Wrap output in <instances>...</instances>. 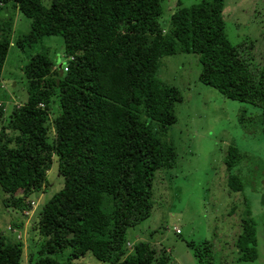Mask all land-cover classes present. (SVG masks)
Here are the masks:
<instances>
[{
	"label": "trees",
	"instance_id": "16d2710c",
	"mask_svg": "<svg viewBox=\"0 0 264 264\" xmlns=\"http://www.w3.org/2000/svg\"><path fill=\"white\" fill-rule=\"evenodd\" d=\"M223 10L224 0L188 7L178 0L164 29L161 0H51L49 6L42 0H0V88L14 15L30 21L29 33L13 44L26 54L21 72L27 98L5 94V103L13 104L0 129V190L10 197L9 205L2 203L20 214L29 211V196L47 192L54 162L63 180L32 212L31 232L43 243L27 264H73L87 255L105 264L156 262L150 243L136 241L129 248L127 233L151 216L156 173L177 167L176 150L166 138L183 97L158 79L163 58L199 56V82L259 109L264 134V60L251 56L252 41H229ZM45 37L63 40L66 71L47 49L27 55ZM253 121L245 112L238 117L245 132ZM245 159L246 153L228 147L225 184L233 193L245 190L240 175ZM11 225L21 228L22 222ZM257 235L247 210L233 243L238 262L256 261ZM185 243L197 264H215L211 242ZM23 255V243L0 231V264H25ZM168 262L165 256L157 261Z\"/></svg>",
	"mask_w": 264,
	"mask_h": 264
},
{
	"label": "rangeland",
	"instance_id": "374dc122",
	"mask_svg": "<svg viewBox=\"0 0 264 264\" xmlns=\"http://www.w3.org/2000/svg\"><path fill=\"white\" fill-rule=\"evenodd\" d=\"M50 1L42 0L45 6H49ZM177 2L161 0L164 14L159 21L164 29ZM198 2L200 0H181V5L188 7ZM223 19L229 41L233 45L252 41L253 44L249 45H252L251 56L256 62H262L264 0H224ZM29 30L30 21L17 12L14 15L12 44L2 72L5 88H0L2 102L7 99L5 94L8 90L13 92L17 101L24 102L27 98L26 80L21 72L26 63V54L13 44ZM41 49L49 51V57L57 67L65 65L63 40L60 37H45L27 55L36 54ZM200 71L197 55L178 54L161 61L158 79L163 84L178 88L183 97L182 102L174 106L177 121L166 138V142L176 150L177 167L156 173L151 216L128 230L129 248L136 241H145L155 249L154 264H158V259L164 256L169 258L168 264H197L185 242L206 240L213 245L215 264H264V134L258 128L257 116L260 111L249 104L226 99L215 89L200 83ZM242 112L254 118L253 124L247 127L251 129L249 132H245L238 123ZM6 123L0 120V129ZM229 146L246 153L245 162L240 165V175L246 185L240 193L229 191L225 184L223 161ZM47 177L50 183L47 192L29 196L31 200L39 198V206L34 212L60 190L63 180L58 176L56 162ZM4 200L10 204L9 195L0 190V231L6 237L23 243V260L27 264L30 253L36 255L43 243L36 232H31L36 215L24 216L12 208H5ZM247 210L251 212L258 229V258L252 263L238 262L233 245L240 233V220ZM20 222L21 228L10 227ZM73 264L105 263L87 255Z\"/></svg>",
	"mask_w": 264,
	"mask_h": 264
},
{
	"label": "clouds",
	"instance_id": "9594fccd",
	"mask_svg": "<svg viewBox=\"0 0 264 264\" xmlns=\"http://www.w3.org/2000/svg\"><path fill=\"white\" fill-rule=\"evenodd\" d=\"M60 69H63V71H64V68H66V67H62L61 65L60 66H58ZM1 89H4L5 90V88H4V85L2 84V87H1ZM13 103L12 102H8V103H5V101L4 102H2V101H0V108H2L3 109V111H4V117H3V119H0L1 120V122L4 120V121H7L8 119H7V114L10 112V107H11V105H12ZM15 104V103H14ZM15 105H17V104H15ZM17 107H19V105H17ZM5 118V119H4ZM8 132V131H7ZM47 176H48V173H47ZM42 195V194H41ZM38 199V200H37ZM36 200H32V202H34L35 203V206L34 207H32V205L30 206V210L29 211H24V212H29V214L28 215H24V216H29V215H31L32 214V212H33V210H35L36 209V207H38L39 206V198H37ZM30 201V200H29ZM24 214V213H23ZM10 228V227H9ZM13 231L14 232H16V230L15 229H13ZM177 233H179V231L177 232Z\"/></svg>",
	"mask_w": 264,
	"mask_h": 264
},
{
	"label": "built area",
	"instance_id": "2783aa9c",
	"mask_svg": "<svg viewBox=\"0 0 264 264\" xmlns=\"http://www.w3.org/2000/svg\"><path fill=\"white\" fill-rule=\"evenodd\" d=\"M64 71H66V68H64ZM31 205H32V207H34L35 206V203L34 202H31ZM29 214V212H24V215H28Z\"/></svg>",
	"mask_w": 264,
	"mask_h": 264
}]
</instances>
